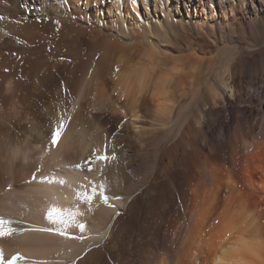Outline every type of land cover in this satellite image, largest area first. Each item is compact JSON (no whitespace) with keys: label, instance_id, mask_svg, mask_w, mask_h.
<instances>
[{"label":"bare ground","instance_id":"6f19581e","mask_svg":"<svg viewBox=\"0 0 264 264\" xmlns=\"http://www.w3.org/2000/svg\"><path fill=\"white\" fill-rule=\"evenodd\" d=\"M149 2L0 0V216L29 229L4 258L264 264V0ZM50 206L83 239L31 231Z\"/></svg>","mask_w":264,"mask_h":264},{"label":"snow or ice","instance_id":"6c2138e0","mask_svg":"<svg viewBox=\"0 0 264 264\" xmlns=\"http://www.w3.org/2000/svg\"><path fill=\"white\" fill-rule=\"evenodd\" d=\"M57 24L59 21L56 22ZM69 118H65L61 116L58 124H56L53 128V132L50 139L49 144V150L52 146L58 144L59 139L63 135L64 129L67 124V120ZM94 158L96 161H105L107 162L109 159H115V156L109 157L107 152L105 151V154L103 155H96L94 153ZM77 168L83 167V165H76ZM91 171V168L88 169ZM37 177L35 174H33L32 180H36ZM39 182L41 184H59V185H65L67 181H65L62 178L56 177L53 175L48 176H41L39 178ZM101 187H104L101 185ZM99 195L102 197L103 202L105 204H108L109 197L101 192ZM97 196V190L95 187H93L91 193L87 191H78L76 193V199L79 201H82L86 205H91L92 201ZM111 206V205H110ZM79 210L76 211H70V210H64L57 206H50L46 211V219L50 224L56 225L55 228L45 227V228H33L30 229L31 231H37V232H45V233H55L56 235H59L61 237L71 238V239H83L82 236H72L69 232L70 227L75 222V218L77 215H79ZM13 221L9 219H5L4 217L0 216V238H8L12 237L14 234L17 233H23L24 231H28L29 229H18L13 226ZM77 226L81 229H83L85 226L83 224H77ZM20 259H25L21 256H13L11 259L6 260L3 255V251L0 250V264H18V261ZM32 264H44V262L41 261H32Z\"/></svg>","mask_w":264,"mask_h":264},{"label":"rangeland","instance_id":"374dc122","mask_svg":"<svg viewBox=\"0 0 264 264\" xmlns=\"http://www.w3.org/2000/svg\"><path fill=\"white\" fill-rule=\"evenodd\" d=\"M174 1V0H173ZM154 0H152V2L150 3L149 2V5L148 6H146V5H144V4H141V6H140V12H141V16L139 17L138 16V18H139V20H144V18H147V17H149V18H153L154 17V12H155V7H154ZM171 2H172V0H171ZM154 4V5H153ZM157 5H158V10L160 9L159 8V6H160V3L159 2H157ZM146 8V9H145ZM175 9V12L178 14H181V12H184L183 10H184V7L182 8L181 7V10L180 9H178L177 7H175L174 8ZM160 11V10H159ZM219 11H220V8H219ZM116 12V11H115ZM196 13H197V11H196ZM141 18V19H140ZM109 21H111L110 19H109ZM125 122H127V123H131V119L130 118H127L126 120H125ZM152 120L151 119H149V118H139L138 119V125H136L135 127H133L131 130L133 131V132H135V133H137L138 135H141V132L143 133L145 130H149V129H151V126H152ZM128 147V146H127ZM129 148V147H128ZM129 149H131V148H129Z\"/></svg>","mask_w":264,"mask_h":264}]
</instances>
